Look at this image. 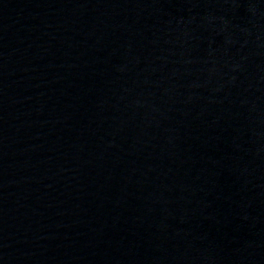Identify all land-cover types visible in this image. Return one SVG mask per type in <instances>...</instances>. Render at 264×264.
I'll return each instance as SVG.
<instances>
[{"label": "water", "instance_id": "obj_1", "mask_svg": "<svg viewBox=\"0 0 264 264\" xmlns=\"http://www.w3.org/2000/svg\"><path fill=\"white\" fill-rule=\"evenodd\" d=\"M0 264H264V0H0Z\"/></svg>", "mask_w": 264, "mask_h": 264}]
</instances>
